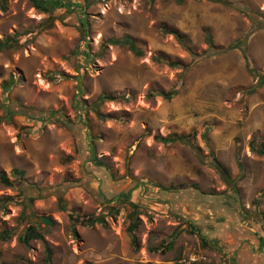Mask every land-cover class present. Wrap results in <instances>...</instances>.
Here are the masks:
<instances>
[{
	"label": "rangeland",
	"instance_id": "1",
	"mask_svg": "<svg viewBox=\"0 0 264 264\" xmlns=\"http://www.w3.org/2000/svg\"><path fill=\"white\" fill-rule=\"evenodd\" d=\"M62 1L0 0V264H264V0Z\"/></svg>",
	"mask_w": 264,
	"mask_h": 264
},
{
	"label": "trees",
	"instance_id": "2",
	"mask_svg": "<svg viewBox=\"0 0 264 264\" xmlns=\"http://www.w3.org/2000/svg\"><path fill=\"white\" fill-rule=\"evenodd\" d=\"M29 2L32 4L33 7H35L38 11L47 13L50 12L52 10L58 9V8H66L67 10H70L71 4L69 3H65L62 0H29ZM116 43V42H115ZM118 43V42H117ZM120 44L124 47H127V50L131 51L134 55H139V51L136 48L135 44L133 43V41L126 37L123 38L120 41ZM7 47V44H3L0 42V50L4 49ZM246 60V57H245ZM175 92H170V93H166V94H162V97L166 100L171 99L174 96ZM103 100H112L111 97L108 96H103L102 97ZM183 141L184 138L183 137H177V138H170V139H165L162 141L167 142V141ZM261 152H264V148H262ZM101 166L102 163L101 162H97V166ZM223 174H225V171L222 170ZM13 175L17 176L20 175L21 173H17V171H13L12 172ZM0 182L3 184H8L7 179L4 177V175L0 174ZM82 222H85L87 224H93V219L92 218H87L86 220H83ZM95 222H98V220H95ZM135 229V226H132L131 231H133ZM202 238V237H201ZM41 239L40 234L36 231V229L34 227H29L22 239L23 243H28L30 240H38ZM203 239V238H202ZM132 243L133 245H136V241L135 238H132ZM46 252H47V257L49 259L51 252L48 248H46Z\"/></svg>",
	"mask_w": 264,
	"mask_h": 264
},
{
	"label": "water",
	"instance_id": "3",
	"mask_svg": "<svg viewBox=\"0 0 264 264\" xmlns=\"http://www.w3.org/2000/svg\"><path fill=\"white\" fill-rule=\"evenodd\" d=\"M40 222L43 224V225H49L50 224V221L45 219V218H41Z\"/></svg>",
	"mask_w": 264,
	"mask_h": 264
}]
</instances>
